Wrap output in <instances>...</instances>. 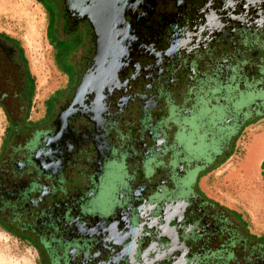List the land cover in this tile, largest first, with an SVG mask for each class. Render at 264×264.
I'll use <instances>...</instances> for the list:
<instances>
[{
  "label": "flooded vegetation",
  "instance_id": "1",
  "mask_svg": "<svg viewBox=\"0 0 264 264\" xmlns=\"http://www.w3.org/2000/svg\"><path fill=\"white\" fill-rule=\"evenodd\" d=\"M36 2L54 72L69 84L52 31L79 39L78 75L33 118L28 61L0 35V229L39 264H264V234L200 184L264 120V0Z\"/></svg>",
  "mask_w": 264,
  "mask_h": 264
},
{
  "label": "rangeland",
  "instance_id": "2",
  "mask_svg": "<svg viewBox=\"0 0 264 264\" xmlns=\"http://www.w3.org/2000/svg\"><path fill=\"white\" fill-rule=\"evenodd\" d=\"M47 23V15L36 0H0V34L7 35L21 46L28 61L29 71L34 77L35 87L33 95L31 94V84L28 83L26 93L21 94L19 98L26 102L25 111H31L33 118L37 116L36 113H39L42 108L50 111L56 102L62 100L69 93L70 83L76 82L78 75L76 74V65H73V63L77 61L75 54L79 50V39L70 46V44L66 43L67 41H58L59 38L56 35V31H52L48 38L50 45L55 50L57 70L60 71V74L68 75L67 78L70 80L69 84H66L65 79L56 74L50 64V48L47 46L45 38ZM52 55L51 51V58ZM64 85L68 89L61 90L55 98L45 105V99ZM8 109L10 110L11 108ZM53 112L54 110H51L47 114L49 118L52 117ZM10 121L11 119H8L7 123L10 130L18 127L15 120L14 124H11ZM5 126V115L3 108L0 107V145ZM258 129H264L263 120L249 123L242 133V136H244L245 132H247L244 136L247 138L243 139L241 136L237 140L234 151L227 155L229 160L222 166L219 163L211 171L204 172L201 174V177H203L200 179L201 186L205 182V184L215 188L221 197H224L225 200L221 199L220 196H213L226 207L228 212L230 211L235 221L243 228L246 225L245 228L256 235L264 234V208L257 197L259 192L264 196V167L262 165L264 163V154L263 156L260 154V157L256 160H254L256 157L253 158L252 177H248L245 183H240L243 190L237 191L238 188H236V192H234L241 204L228 203L226 197L230 194L228 188H226L227 186H225L227 185L225 175L226 170L233 164V160L237 162L243 159L247 147L248 134L251 131V134H253L255 131L256 133H262V136H264V130L259 131ZM259 146L264 149V141ZM260 158L261 160L257 166L256 163ZM230 187L234 188L233 182ZM210 196L212 197V195ZM243 198L244 201H242ZM262 237L261 240L264 241V235ZM0 264H39V255L36 250L29 247L18 237L0 229Z\"/></svg>",
  "mask_w": 264,
  "mask_h": 264
},
{
  "label": "crops",
  "instance_id": "3",
  "mask_svg": "<svg viewBox=\"0 0 264 264\" xmlns=\"http://www.w3.org/2000/svg\"><path fill=\"white\" fill-rule=\"evenodd\" d=\"M264 121V120H263ZM259 131H262V130H264V129H258ZM252 132V131H251ZM251 132L248 134V142H247V147H246V149H245V153H244V156H243V159L242 160H240V161H237V162H235V163H233L226 171V175H225V181H226V183H227V185H225V186H227L226 188H228V191H229V196H227L226 198H227V201H228V203H238V204H241V201H239L238 200V198H237V196L235 195V193L234 192H236V188H238V190L237 191H239V190H243L242 188V186H240L241 184L240 183H242V182H246L247 181V178L248 177H252V174H253V172L251 171L252 169H253V161L254 160H252L250 157H249V155H248V151H249V149H250V141H251V139H254V140H256V142H259V144L261 143H263V141H262V138H264L263 136H262V133H260V132H258V133H256L255 131H254V133L253 134H251ZM256 133V134H255ZM252 135V136H251ZM260 149V151L259 152H261L260 154H262V156H263V154H264V150L262 149V148H259ZM261 160V158L258 160V162L256 163L257 164V166H258V163H259V161ZM248 167V168H247ZM245 180V181H244ZM233 182V186H234V188L233 187H230V184ZM235 183V184H234ZM243 183V184H244ZM202 187L207 191V193H209L210 195H212V196H217V197H219L220 195L218 194V192H217V190L215 189V188H212V187H210L209 185H207V184H205V182L202 184ZM216 190V191H215ZM258 196V198H259V201H260V203H261V206L264 208V196H263V194H261L260 192L257 194ZM243 197H244V195H243ZM220 198L221 199H223V200H225L224 199V197H221L220 196ZM242 201H244V198L242 199Z\"/></svg>",
  "mask_w": 264,
  "mask_h": 264
},
{
  "label": "bare ground",
  "instance_id": "4",
  "mask_svg": "<svg viewBox=\"0 0 264 264\" xmlns=\"http://www.w3.org/2000/svg\"><path fill=\"white\" fill-rule=\"evenodd\" d=\"M100 43H102V45L103 46H100L101 44ZM104 43V44H103ZM98 47H103V50L104 49H107V47H108V44H107V42L103 39L102 41L101 40H99L98 41ZM106 47V48H105ZM98 59H100V57L98 58ZM104 59V58H103ZM102 59V60H103ZM114 59L116 60L117 58L116 57H114V58H109V60H110V62L111 61H114ZM106 73V72H105ZM264 137V136H263ZM263 141H264V138L262 139ZM260 144H259V142H256V140H254V139H251V141H250V149H249V151H248V155H249V157L253 160V158H255L254 160H256L258 157H260V153L262 152H259L260 151V146H259ZM259 146V147H258ZM264 148V147H263ZM264 150V149H263Z\"/></svg>",
  "mask_w": 264,
  "mask_h": 264
},
{
  "label": "water",
  "instance_id": "5",
  "mask_svg": "<svg viewBox=\"0 0 264 264\" xmlns=\"http://www.w3.org/2000/svg\"><path fill=\"white\" fill-rule=\"evenodd\" d=\"M93 27H95L94 25H93ZM101 45L100 46H103L102 45V43H100ZM104 44V43H103ZM106 48V47H105ZM98 56H100V60H102L103 59V47H97V52H96V58H95V61L97 60V57ZM86 80H87V78H86V76L84 75L83 76V78H82V80H81V82H80V85L77 87V89H76V95L78 94V92L82 89V88H84V84H85V82H86Z\"/></svg>",
  "mask_w": 264,
  "mask_h": 264
},
{
  "label": "trees",
  "instance_id": "6",
  "mask_svg": "<svg viewBox=\"0 0 264 264\" xmlns=\"http://www.w3.org/2000/svg\"><path fill=\"white\" fill-rule=\"evenodd\" d=\"M0 35H5V34H0ZM7 36V35H5ZM8 37V36H7ZM22 49V48H21ZM23 50V49H22ZM28 68V66H27ZM27 77H28V83L31 84V94L33 95L34 92V87H35V82H34V77L31 75L29 68L27 69ZM17 237V236H16ZM20 239V238H19ZM21 240V239H20Z\"/></svg>",
  "mask_w": 264,
  "mask_h": 264
}]
</instances>
